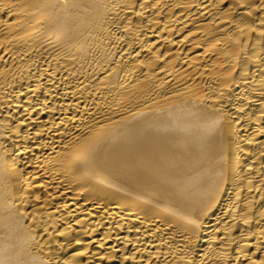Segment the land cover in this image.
Returning a JSON list of instances; mask_svg holds the SVG:
<instances>
[{
    "label": "bare ground",
    "instance_id": "bare-ground-1",
    "mask_svg": "<svg viewBox=\"0 0 264 264\" xmlns=\"http://www.w3.org/2000/svg\"><path fill=\"white\" fill-rule=\"evenodd\" d=\"M0 264H264V0H0Z\"/></svg>",
    "mask_w": 264,
    "mask_h": 264
}]
</instances>
